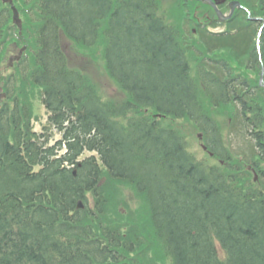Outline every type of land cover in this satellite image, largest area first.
<instances>
[{
	"label": "trees",
	"instance_id": "16d2710c",
	"mask_svg": "<svg viewBox=\"0 0 264 264\" xmlns=\"http://www.w3.org/2000/svg\"><path fill=\"white\" fill-rule=\"evenodd\" d=\"M145 1L136 27L126 24L129 12L123 8L115 13L124 21L111 17L109 74L124 95L117 102L104 99L82 71L68 66L59 40L63 32L89 46L86 36L94 25L107 27V0H15L23 16L35 9L28 14L34 33L29 44L41 50L38 57H23L3 78L9 101L0 108V264H264V170L258 183L244 179L242 159L235 167L228 162L232 169L198 160L177 128L145 112L192 122L204 131L206 110L209 116L212 110L227 116L232 109L223 104L231 83L221 78V68L250 59L259 76L255 47L241 31L231 38L225 60L219 57L226 46L221 55L207 56L215 52L190 47L184 26L150 12ZM186 1L178 2L184 7ZM193 13L186 11L185 20L193 21ZM133 31L138 40L129 39ZM24 34L0 1V69L13 41L25 44ZM262 49L264 58V38ZM209 60L224 64L212 71ZM29 81L50 113L49 124L63 132L58 147L44 146L33 129L38 118L33 97L23 90ZM259 105L245 106L244 123L264 160V107L255 110ZM68 136L69 151L63 154L59 148ZM85 151L97 155L76 161ZM126 188L141 197L140 216L150 212L149 232L161 244L159 259L143 239L123 233L132 206L129 197L125 201ZM79 200L84 209H77Z\"/></svg>",
	"mask_w": 264,
	"mask_h": 264
},
{
	"label": "rangeland",
	"instance_id": "374dc122",
	"mask_svg": "<svg viewBox=\"0 0 264 264\" xmlns=\"http://www.w3.org/2000/svg\"><path fill=\"white\" fill-rule=\"evenodd\" d=\"M190 1H191L192 6L191 5L189 6L190 2L187 0L186 1V3H188L187 6L183 7L182 3L178 2V0H176V2H175V0H166V1L161 3V5L159 7V11L164 16V18L167 19L170 23L174 24L177 27H179V26L185 27L186 26L185 12L189 11V10H194L196 8L197 4L200 3V1H198V0H190ZM173 15L175 18H173ZM223 29H224V27L222 26L221 29H219L217 31H221ZM129 39L130 40H138L137 31H133L132 36H129ZM231 44H233V43H231ZM63 46H64L63 48L65 49V51L67 53L68 58H69V56H71L74 60V61H70L67 59V61H69L70 65L74 66V67H81L83 70H85L87 77L95 85L98 92L104 97V99H112L113 101H117V102L124 99V95H123L121 89L118 87L116 88L114 85V81L111 80L110 77L101 70V68L99 66L102 63L100 62V60H98V61L95 60V58L93 56V52L91 50L88 49L90 51V55L93 58L91 56H85L80 51L76 50V46L73 45L70 40L64 39L63 40ZM134 49H138V46H135ZM225 52L228 53V49H225ZM95 56H96V54H95ZM233 66L236 67V69H237L238 66H242V64L235 62L233 64ZM194 73H195V67H193V74L192 75H194ZM23 90L25 92L29 93L33 97L32 103H33L35 112L37 110V111H39V113H41L42 105L39 106L40 105L39 103L42 102V98L40 96V93L37 91H36V93H34L30 81L24 82ZM168 120L171 121L170 119H168ZM171 122L174 123L180 130H183L185 134L189 135L188 139L190 138L189 140H190L191 149L193 151H199L200 146L192 137V135L194 133L191 134L193 132V130L190 129L188 127V125H186L185 123L173 122V121H171ZM33 123H34V126H33L34 130H36L37 133H46L49 135V139H50L49 143L54 144V143H56L57 140H59L61 138V133L58 131V129L45 125L47 123V114L45 115V117H42L41 119L39 118V120L34 119ZM225 138L229 140L231 146L233 145L234 151H236V152H241L248 147L244 143V142H247L246 136L243 135L242 133H238L235 135V133L232 130L231 131V137H225ZM240 140H242L243 142ZM201 154L207 156L204 153V151H202V150H201ZM210 158L208 157V159L211 162H213L211 160L212 158L211 159ZM126 194H127V196L125 197V201L129 197L127 190H126ZM134 204H132V206ZM129 212L133 213V214H137V213H139V210L137 209L136 211H129Z\"/></svg>",
	"mask_w": 264,
	"mask_h": 264
},
{
	"label": "water",
	"instance_id": "95a60500",
	"mask_svg": "<svg viewBox=\"0 0 264 264\" xmlns=\"http://www.w3.org/2000/svg\"><path fill=\"white\" fill-rule=\"evenodd\" d=\"M4 2H10L12 4V9L14 12V21L15 23H17L20 27H21V20L19 19V13L17 11V9L15 8V6L13 5V1L12 0H3ZM201 1H205V0H201ZM261 79H263V76L261 77Z\"/></svg>",
	"mask_w": 264,
	"mask_h": 264
},
{
	"label": "bare ground",
	"instance_id": "6f19581e",
	"mask_svg": "<svg viewBox=\"0 0 264 264\" xmlns=\"http://www.w3.org/2000/svg\"><path fill=\"white\" fill-rule=\"evenodd\" d=\"M184 36H185V39H187V41H189V42L192 41L188 30L184 29Z\"/></svg>",
	"mask_w": 264,
	"mask_h": 264
}]
</instances>
